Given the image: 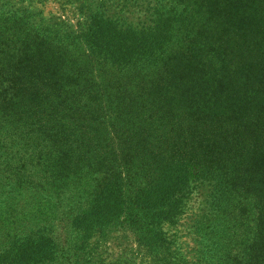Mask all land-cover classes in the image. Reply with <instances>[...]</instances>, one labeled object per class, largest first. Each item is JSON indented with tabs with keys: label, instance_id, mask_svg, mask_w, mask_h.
I'll return each instance as SVG.
<instances>
[{
	"label": "rangeland",
	"instance_id": "1",
	"mask_svg": "<svg viewBox=\"0 0 264 264\" xmlns=\"http://www.w3.org/2000/svg\"><path fill=\"white\" fill-rule=\"evenodd\" d=\"M13 3L74 30L85 18L64 0H0L3 7ZM217 11L216 19L174 30L157 66L144 62L118 69L88 52L60 57L50 45L38 44L40 54L32 57L31 67L35 65L39 73L61 74L62 90L69 98L80 96L79 104L74 101L67 107L69 114L59 126L63 172L73 176L85 159L92 160L85 156L84 139L94 140L107 157L105 164L112 161L115 166L107 175L119 177L114 186L127 207L115 226L94 234L79 249L67 210L86 206L88 198L79 206L61 198L41 203L40 211L23 217L21 225L26 233L41 229L54 241L55 260L45 264H247L235 257L247 253L252 203L245 202L242 218L243 209L235 200L216 210L211 185L193 178L180 212L172 221H162L155 232L132 201L155 179L162 164L178 155L204 159L205 153H213L210 145L216 150L227 147L224 141L232 133L251 134L256 140L250 111L264 107V7L253 0H226ZM128 18L143 20L134 11ZM259 123L262 126L261 117ZM256 142L254 147L262 143ZM247 156L248 170L234 174L232 181L258 190L250 180L258 160L251 153ZM75 182L78 192L86 193L92 185ZM216 244L214 251L203 253Z\"/></svg>",
	"mask_w": 264,
	"mask_h": 264
},
{
	"label": "trees",
	"instance_id": "2",
	"mask_svg": "<svg viewBox=\"0 0 264 264\" xmlns=\"http://www.w3.org/2000/svg\"><path fill=\"white\" fill-rule=\"evenodd\" d=\"M64 1L85 17L78 30L63 21L36 17V12L26 6L13 3L5 8L0 4V264H45L55 260L51 237L38 228L26 233L21 225L23 217L28 219L34 210L39 212L45 201L61 198L79 202V206L81 199L88 198L86 206L67 210L74 246L79 249L94 234L115 226L127 211L125 199L114 186L119 177L107 175V169L115 166L112 161L105 164L107 157L94 140L84 139L85 156L92 160L85 159L86 164L75 171L78 174H72L74 177L63 172L59 126L69 114L67 107L79 104L80 96L69 98L62 90L61 74L48 70L39 73L35 65L31 67L32 57L40 54L38 44L50 45L60 57L88 52L118 69L144 62L157 66L176 34L174 30L216 19L217 10L226 0ZM253 1L264 7V0ZM133 11L143 20L129 19ZM201 13L206 14L204 19ZM250 112L255 126L251 133H257L256 140L251 134L232 133L224 141L227 147L221 145L216 150L210 145L213 153H205L204 159L178 155L164 162L155 179L136 193L133 205L148 218L149 229L156 232L162 221H172L180 212L190 180L202 179L212 187L210 196L216 210L225 201L235 200V206L243 209L242 218L245 202L252 203L248 208L247 253L235 259L264 264V107ZM257 140L262 143L254 147ZM249 153L258 160V170L254 169L250 178L258 190L232 181L234 174L248 170ZM101 170L106 173L100 175ZM75 179L79 185L92 183L89 191L75 190ZM215 247L217 244L203 253Z\"/></svg>",
	"mask_w": 264,
	"mask_h": 264
}]
</instances>
